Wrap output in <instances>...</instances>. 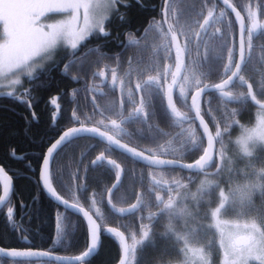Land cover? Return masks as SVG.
<instances>
[{
    "label": "flooded vegetation",
    "instance_id": "obj_1",
    "mask_svg": "<svg viewBox=\"0 0 264 264\" xmlns=\"http://www.w3.org/2000/svg\"><path fill=\"white\" fill-rule=\"evenodd\" d=\"M229 3L240 11L242 16L244 17L247 29V26L250 25L247 18L241 12V9L237 5H235L233 0H229ZM174 4L176 5V7L183 11L182 16L176 15L175 18H173L176 22H173L171 16V9H173L172 7ZM167 5L168 8L166 20L168 26L171 25L177 31L184 30L188 32L189 39L186 40L184 36L180 37L181 44L188 43L189 50L185 56L186 64L190 63L194 70L203 73V84H207L208 87L215 86L216 84L223 82L232 74L237 61V28L235 38L228 34V30L231 25V19L235 24L234 18L231 13L228 12L223 6H221L217 2V0H213L212 9H208L203 0H195L193 3H189L188 0H179L176 2H174V0H170ZM253 9L257 10V19L261 20V22H264V0L258 1L257 6L255 5ZM209 11H211L213 14L212 20L205 29L201 30L198 25L203 23V20L207 17ZM161 24L163 25V31L166 32L167 30L161 16L160 20L154 22L141 34L130 35L134 42H130V36H127L124 42H121L117 45L118 50L116 51V53L111 54V56H108L107 54H98L99 52L96 47H94L93 49L86 48L84 50H80V47L83 43L79 45V47L75 50L74 55L73 51H71V55L73 56L75 62L93 53L95 55L104 57L108 61H105L104 65H99L95 70L91 71V75L86 76L87 79L90 78L88 79V81L81 77V75H78L80 77H73V75H71L74 79H82L84 85L75 89L72 94L70 102L71 104H73V108L68 118L70 121L68 127L76 124H86L88 126L98 127L114 138L120 140L124 144L134 147L149 156L166 158L174 161L178 160L181 163H194L196 159H198L202 154L201 149L206 143L201 132L198 129L197 123L193 118V113L190 108L191 96L194 94L196 89L190 87L184 97H181L179 95L178 88L174 91L173 102L176 105L177 111L181 112V118L184 119H179L178 117L170 114L166 106V98L157 87L146 86L147 88H149V90L144 92H138L135 89L136 83L140 82L141 80H147L149 74H155L154 72L148 70L149 66L155 64L157 61H160L163 57L164 53L162 45L164 42L160 36L159 31H157L155 28L156 25ZM216 28H220V33H216ZM261 30L262 29L259 28L254 30L252 32V35H255L256 32H260ZM196 31L200 32L199 37L195 35ZM247 38L248 37L246 30L244 35V65L233 84L226 90L209 92L202 95L198 99L197 102L199 105L200 115L205 121L206 119L204 117L205 115L202 111V108L206 104L207 97L209 95H212L213 93L218 94V96L220 97V102L222 104L225 97V95H223L222 93H228L229 90L239 88L246 94L248 91V86L250 85L252 88L253 96L257 99L253 84L249 80H245V78L243 77V69L253 57L255 49V45L253 43L251 44L250 48L248 47ZM228 49H232L231 60L229 59ZM174 60L175 53L173 51L171 56L168 58V62L174 64ZM65 69L66 68L64 66L63 72H67L68 68L66 70ZM113 70L116 71L118 77V81L115 85H113L112 83ZM100 72H104L103 77L99 75ZM241 77H243V80H241ZM121 79L123 80L126 87H121V84L119 82ZM129 89L131 90V98L128 94ZM249 98L250 102L253 103L254 100L251 97ZM141 99L144 100V115L137 114L134 111L135 108L140 106ZM101 102H103V104H105L104 102H108L105 109L101 107ZM82 105L89 108L87 109V112H82ZM59 109L61 108H58V111ZM96 117L101 118V121H103V123H100V121H96ZM111 119H117V122L120 123L119 129L112 128L110 123ZM182 127H186V129L182 130ZM61 128L62 126H59V129ZM190 128L194 131L195 135L199 137V141H197L195 144H192L187 140L188 130ZM84 139V144H82L81 146L76 143L77 140H73L59 150V152L57 153L58 155H55V157L57 156L56 160L54 157L53 162H56L54 165V169H52V173L50 170V175L53 179V187L57 190L58 194L61 195L63 199H68V201L71 203L76 202L79 206H81V203H79L77 200V196L70 199V196L74 194L73 185L78 186V184L80 183V185L84 186L85 181L87 180V176L89 177L90 175L95 181L94 183L102 181V178L105 177L102 172L104 168L110 169L111 171V175L109 176L111 180L108 184V190L116 181L117 174H119L118 168L112 164H109L107 161L108 159H111L115 163L119 164L122 169L121 181L111 194V202L114 203L117 208L123 209L128 205L130 207V204L133 202H136L134 203L136 204L135 208H139V196H143L144 200L142 198V202L146 201V198L144 196V192L146 190L153 194L157 190L161 193L166 191V189H164L160 185L154 184L152 185V188L127 191V194L133 196V198L135 197L134 200L129 204H119L115 201V191L120 187V192H123L122 184L126 177V169L118 162L117 159H115V157H113L109 153V151L115 152L114 150L104 145L103 143L98 142L97 140L88 138ZM79 140H82V138ZM181 140L185 141L183 145L179 144ZM75 151H77L76 154ZM90 152H94V154L88 157L87 155ZM100 155H103V157L97 159V157ZM126 158L129 159L128 157ZM130 161L133 163V169L137 170L139 168L141 172L147 173L156 172L159 174V176L172 175L176 173H187L177 168L155 169L139 164L132 160ZM87 165L90 166V169L92 168L89 174ZM107 190L105 192V198ZM12 196L13 192L10 200L0 209V211L3 208H5V210L8 209V207L13 208V218L9 219V221H12L11 230L17 237L19 236V225L22 222V219H24V217L27 215L28 211H24V204L19 202L15 203L13 200H11ZM55 206V213L59 210L67 216H74L73 214L66 212L64 209L59 208L57 205ZM84 208L93 216H96L91 210L90 204H88V208ZM140 211L144 213L143 204ZM131 212L132 209L128 210V213ZM144 216H146L145 213ZM84 227L86 231L87 229L85 223ZM66 228L67 232L71 231L75 232L76 234L80 230L81 233L84 232V229L78 226H67ZM54 234L56 235L55 221ZM81 238L79 239L80 243L83 242V238L82 240ZM20 242L21 246L14 249L40 250L54 255H63L56 253L57 246L61 245L60 243H56V238L52 239V241L50 242L51 245L49 244V246L45 250L31 248L30 241L26 237L21 238ZM51 250H55V252H52ZM26 263L56 264L50 261H16L0 258V264Z\"/></svg>",
    "mask_w": 264,
    "mask_h": 264
},
{
    "label": "trees",
    "instance_id": "obj_2",
    "mask_svg": "<svg viewBox=\"0 0 264 264\" xmlns=\"http://www.w3.org/2000/svg\"><path fill=\"white\" fill-rule=\"evenodd\" d=\"M233 1L239 7V4L245 0ZM256 1L258 3L260 0ZM203 2L208 9H212L213 0H203ZM162 6L163 0H142V3H137V0H128L127 7L123 4L119 5L118 11H114L112 16L105 22V27L110 30V35L100 36L94 34L82 44L80 50L96 47L100 52L98 54L111 56L118 50L117 45L124 42L127 36L141 34L154 22L160 20ZM120 14L124 15L123 20L119 18ZM228 34L233 38L236 36V26L232 19ZM252 43L255 45L254 54H257L258 57L253 59V54V57L243 69V77L253 84L257 95L258 88L264 86V29L252 35ZM73 61V56L65 52L57 63L28 80L26 87L17 95L13 97L0 95V166L13 180L14 190L11 200L15 203L24 204V211H28L19 225V236L17 237L11 230L12 221H9L7 217V209L3 208L0 211L1 247L18 248L21 246L20 239L26 237L30 241L31 248H43L42 250H45L51 240L56 238L54 234L56 206L41 191L38 183V173L46 149L59 133L70 124L68 118L73 108L70 100L74 90L84 85L82 79L76 80L69 73L63 72L64 66L72 64ZM228 93H231V97L225 95L222 104L217 93L209 95L206 104L202 108L206 122L212 130L215 128L214 118L217 122L223 124L230 117L233 108L236 109L238 119L242 123L251 124L253 122L254 111L257 108L256 103L250 102V98L246 94L239 96L244 93L239 88L229 90ZM53 99L57 101V104H52ZM58 108L61 109L58 111ZM59 126H62V128L59 129ZM238 131L239 129L233 126L228 135L235 136ZM84 140H80L83 142L78 145L84 144ZM258 152L257 154L264 158V149ZM109 153L126 169V177L122 184L123 192H120V187L115 191L116 202L129 204L135 197L133 198V196L127 194V191L143 190L152 188L153 184L157 185L154 180L159 177L158 173L141 172L139 168L137 170L133 169V163L129 159L112 151H109ZM93 154L94 152H90L87 156L90 157ZM56 158L57 156L55 160ZM55 162H53L51 173ZM254 163L264 164V160ZM87 169L89 174L92 168L90 169V166L87 165ZM102 172L105 176L102 181L94 183L95 181L91 175L87 176L84 186L80 183L78 186L73 185L75 195L70 196V199L77 196V200L82 207L88 208V204H90L101 228L100 248L96 255L85 264L118 263L121 245L118 237L108 232L107 228H115L124 233L131 247L134 240L141 238L144 225L155 226L158 223L157 219L146 215V207H153L155 204L154 194L147 190L144 192L146 201L142 202L143 196H139V208L132 207L136 202L123 209L117 208L113 203L114 208L119 211L127 208L134 209V212L132 210L128 214L129 216H118L112 213L105 202V192L111 180L109 178L111 171L104 168ZM37 193L40 196L39 203L33 201V197ZM142 204L146 216L140 211ZM67 217L70 225H66V227H83L84 232H78L77 234L71 231L67 232L65 239L60 242L61 245L57 246L56 253L77 255L85 251L88 246V232L85 231L84 223L80 218ZM81 236L83 238L82 243L79 242ZM51 251L55 252V250ZM158 255L176 256V248L171 241L159 238L153 241L150 238L148 241L137 245L134 252L130 253V259L133 256L131 259L132 264H151V261Z\"/></svg>",
    "mask_w": 264,
    "mask_h": 264
},
{
    "label": "snow or ice",
    "instance_id": "obj_3",
    "mask_svg": "<svg viewBox=\"0 0 264 264\" xmlns=\"http://www.w3.org/2000/svg\"><path fill=\"white\" fill-rule=\"evenodd\" d=\"M137 3H142V0H137ZM123 4L128 6V0H104V11L100 12L101 4L98 0H0V88L10 89L7 91L8 97H13L15 92V86L21 84V77H32L33 72L38 66H41L43 62L54 58L58 49L69 48L75 50L83 42L87 41L94 34L100 36L110 35V30L105 27V21L109 19V11H118V6ZM224 4L227 5L233 12L236 13V19L240 22V58L244 59V33L246 25L241 17L240 12L236 11L229 0H224ZM168 5L165 4L166 15ZM55 16L56 19L49 22V16ZM212 12L209 11L203 23L198 27L203 30L212 20ZM257 10L253 8L248 9L247 20L250 26H247L248 47H251L252 32L256 29H264V22L257 19ZM120 19H124V15L120 14ZM167 21H165L166 23ZM156 30L159 31L163 40V57L160 61L150 65L149 69L155 74H149L147 80H141L136 83L135 89L138 92L148 91L146 86H155L163 94L167 101V107L171 109L172 113L181 117V112L177 111L176 105L173 102L174 90L179 89V95L184 97L187 94V90L191 87L196 89L194 95L191 96L192 108L196 110L197 118L200 116L198 97L208 87L207 84H203L202 76L200 73L193 69L190 63L186 64L185 56L188 52V43L181 44L180 37L184 36L189 39L188 32L184 30L177 31L171 25L168 26L167 31H163V25H156ZM216 33H220V28H216ZM195 35L200 36V32L196 31ZM130 42H134L130 36ZM175 53L174 64L168 62V58L172 52ZM229 59L231 60L232 49H228ZM70 65H65L67 69ZM236 69H240V64H235ZM101 77L104 76V72H100ZM237 73L233 72L229 80L236 76ZM243 80V77H241ZM118 81L116 71L112 72V83L115 85ZM121 87H126L123 80L120 81ZM227 83V81H225ZM217 89L222 88L223 85L216 84ZM248 90L252 91L251 86H248ZM129 97L131 98V90L129 89ZM223 95L231 97V93H222ZM3 95V93H0ZM52 104H57L55 99L52 100ZM137 114L144 115L145 107L144 100L141 99L140 106L134 110ZM202 123L203 120L201 119ZM103 123V121H100ZM113 129H119L120 123L117 119H111L110 121ZM98 129L96 127L83 128L72 127L68 131H64L63 134L51 144L47 149V154L44 157L45 168L41 170L40 182L42 187L52 198H54L59 204L65 208H71L72 210L82 213L83 217L87 220L88 233L90 236V244L88 245V251L84 253L83 257H76V260H83L87 257L97 246L99 240L100 227L96 220L89 215L88 211H85L84 207L79 206L78 203L73 202L69 204L68 199H62L57 190L53 187V179L47 167L50 165L55 153L65 143L70 142L73 138H76L85 133L96 134ZM99 136L106 137V139L117 144L118 141L113 139V136L107 135L106 132L100 131ZM119 147L124 149L126 145L119 144ZM135 157H141L148 160L150 163L162 164L165 161L155 160L148 156H144L141 152H137L132 148L126 149ZM14 155V152H13ZM100 159V157H97ZM171 163L170 161H167ZM109 164L114 163L112 160L108 161ZM119 168V164H116ZM0 178H3V195H0V204H3L5 199L9 195V189L11 187V180L5 175V170L0 167ZM119 179V174H117ZM40 196L37 193L33 197V201L39 203ZM23 206V205H22ZM133 208L136 204L132 205ZM7 217L13 218V208L8 207ZM68 217L61 211L55 213V233L56 243L62 242L67 234L66 225H69ZM108 232L112 233L116 237H119L123 247V256L119 261V264H129L130 253L134 252V248L129 247L124 243V236L121 232L116 231L114 228H108ZM147 236V233H143ZM0 255L22 258V257H35L47 256V253H35V252H22V251H5L0 248ZM58 264H74L73 261L58 262Z\"/></svg>",
    "mask_w": 264,
    "mask_h": 264
},
{
    "label": "clouds",
    "instance_id": "obj_4",
    "mask_svg": "<svg viewBox=\"0 0 264 264\" xmlns=\"http://www.w3.org/2000/svg\"><path fill=\"white\" fill-rule=\"evenodd\" d=\"M246 95L257 105L251 124L234 108L223 124L214 118V130L203 127L202 154L182 165L194 172L154 180L166 191H155V204L145 211L158 223L144 225L131 247L159 238L171 241L177 255H158L151 264H264V164L253 162L264 148V100L250 90ZM233 126L237 135H228ZM187 140L199 141L191 128Z\"/></svg>",
    "mask_w": 264,
    "mask_h": 264
},
{
    "label": "water",
    "instance_id": "obj_5",
    "mask_svg": "<svg viewBox=\"0 0 264 264\" xmlns=\"http://www.w3.org/2000/svg\"><path fill=\"white\" fill-rule=\"evenodd\" d=\"M168 1H169V0H164V6H163V10H162V21H163V23H164V25H165L166 30L168 29V23H167V22L165 23V21H167V20H166V14H165V13H166L165 4H167ZM217 2H218L221 6H223L228 12H230L231 15H232L233 18H234V21H235V24H236V27H237V34H238V40H237V61H236V64H240L241 67H240V69H236V67L234 68L233 72H236V73H237L236 76L232 77V78L229 80V77L232 76V74H231V75H230L228 78H226L223 82L219 83V84L223 85L222 88L217 89L215 86L207 87V88L204 90V92L200 94V96L198 97V99H199L202 95L207 94V93H209V92L222 91V90H226L227 88H229V87L233 84V82L235 81V79L237 78V76L240 74V72H241V70H242V67H243V65H244V60H245V47H244V59L241 60V58H240V39H241V32H240V22L236 19V13L233 12V11H232L227 5L224 4V0H217ZM231 5H232V4H231ZM233 7H234V6H233ZM236 11L240 12L238 9H236ZM240 14H241V13H240ZM241 17H242V19L244 20V17L242 16V14H241ZM244 23H245V20H244ZM245 25H246V23H245ZM245 32H246V28H245ZM244 35H245V33H244ZM233 72H232V73H233ZM225 81H227V83H225ZM174 91H175V90H174ZM195 92H196V91H195ZM195 92H194V94H195ZM194 94H193V95H194ZM166 106H167V102H166ZM167 108H168V107H167ZM190 108H191V111H192V113H193V118L195 119V121H196V123H197L198 129H199V131L201 132V134H202V136H203V138H204V140H205V142H206V138H205V135H204V132H203V127L206 126V127H208L209 129H210V127L208 126V124H207L206 121L202 118L201 115L199 116V118H197L196 110L192 108V102L190 103ZM168 110H169V112H170L171 115L175 116V115L172 113L171 109L168 108ZM175 117H177V116H175ZM178 118H179V119H184V118H181V117H178ZM201 119L204 121V125H203V126L201 125V122H200ZM72 127L91 128V127H94V126H87V125L79 124V125H74V126L68 127V128H66V129H64V130H63V131H62V132L56 137V139H55L52 143H54V142H55V141H56V140H57V139L63 134L64 131H68V130H70ZM96 128L98 129V132H97L96 134L85 133V134H82V135H80V136H78V137H76V138H73L71 141H73V140H75V139H78V138H91V139H95V140H97V141L103 143L104 145L108 146V147L111 148L112 150H114V151H116V152H118V153H121V154L125 155L126 157H128V158L131 159V160H133L134 162H137V163H139V164L145 165V166H147V167H151V168H155V169H159V168H160V169H161V168H177V169H180V170H182V171H184V172H187V173L194 172V170H189V169H186V168L182 167V165H183V164H186V163H181V162H179V163H168L167 161H174V160H170V159H166V158H158V157H152V156H149V155H147V154L141 152L140 150H138V149H136V148H134V147H131V146L127 145V144H124L123 142H121L120 140H118V139H116V138H114V137H113V139L116 140V141H118L119 143H117V144H113V143L109 142V141L106 139V137H101V136H99V132H100V131H103V130L100 129V128H98V127H96ZM210 130H211V129H210ZM104 132H105V131H104ZM106 133H107V132H106ZM107 135H110V134L107 133ZM71 141H70V142H71ZM70 142H68V143H70ZM52 143H51V144H52ZM68 143H65L63 146H61V147L58 149V151H59L60 149H62L64 146H66ZM51 144H50L48 147H50ZM119 144H124V145H126V148H124V149L120 148V147H119ZM127 148H132V149H134V150L137 151V152H141L144 156H148V157H150V158H154L155 160L165 161V163H162V164L150 163L148 160H145V159H143V158H141V157H135V156H133L131 153H129V152L126 150ZM47 149H48V148H47ZM47 149H46L45 154H44V156H43V159H42L41 165H40V167H39V173H38V183H39V187H40L41 191L43 192V194H44L49 200H51V201H52L55 205H57L59 208H62V209H64L66 212H69V213L73 214L74 216H77V217H79L80 219H82V220L84 221V223L86 224L87 228H88L87 220L83 217V214H82V213H78V212L72 210L71 208H65L63 205L59 204L54 198H52V197L50 196V194H48V193L46 192V190L43 189V187H42V183L40 182V174H41V170L45 168L43 161H44V157H45V155L47 154ZM58 151H57V152H58ZM57 152H56V153H57ZM56 153H55V155H56ZM55 155H54V156H55ZM98 157H103V155H100V156H98ZM53 159H54V158H53ZM53 159H52L50 165L47 167V170L49 171V173H50V168H51V165H52ZM109 160H111V159H108L107 161H109ZM112 161H113V160H112ZM113 162H114V161H113ZM194 163H195V162H194ZM116 164H117V163H115V162L112 163V165H114V166H116ZM0 167H1V166H0ZM118 170H119V179L116 178V181H115V182L113 183V185L108 189V191H107V193H106V204H107V206L110 208V210H111L112 212H114L115 214H117V215H125V213H122V212L116 211V210L114 209L112 203H111V194H112L113 190L119 185V183H120V181H121V178H122V169H121V167H119ZM5 175L8 177L9 180H11L12 184H11V187H10V189H9V195H8V197L5 199V201L3 202V204H0V209H1V208H2V207H3V206L9 201V199H10V197H11V195H12V192H13V180L10 178V176H9L6 172H5ZM0 184H1L0 195H3V189H4L3 178H0ZM62 199H63V198H62ZM69 204H71V203L69 202ZM85 211H87V210L85 209ZM89 215L92 216L91 213H89ZM92 218H93L94 220H96L93 216H92ZM96 222H97V221H96ZM97 224H98V222H97ZM98 225H99V224H98ZM99 227H100V226H99ZM107 229H108V228H107ZM114 229H115V228H114ZM115 230H116V231H119V230H117V229H115ZM119 232H120V231H119ZM121 233H122V232H121ZM122 234H123V233H122ZM123 236H124V235H123ZM89 238H90V236H89ZM118 239H119V241H120V243H121V240H120L119 237H118ZM90 242H91V241L89 240V244H90ZM124 243L128 245V242H127L125 236H124ZM100 244H101V229H100V231H99V240L97 241V246H96V248H95V249H94V250H93V251H92L87 257H84L83 260H79V261H78V260H76V257H78V256L83 257V256H84V253H85L86 251H88V248H87L82 254H80V255H78V256H66V255H54V254H51V253H48V252H45V251H40V250H23V249H14V248H4V247H1V246H0V248H3L6 252H7V251H22V252L47 253V256H44V257L35 256V257L12 258V257H7V256L0 255V258L7 259V260H16V261H50V262H53V263H56V264H58V262H63V261H73L74 264H84L85 262H87L88 260H90L91 258H93V257L96 255V253L98 252V250H99V248H100ZM128 246H129V245H128ZM122 256H123V247H122V244H121V254H120L119 261H120V259L122 258ZM119 261H118L117 264H119Z\"/></svg>",
    "mask_w": 264,
    "mask_h": 264
},
{
    "label": "rangeland",
    "instance_id": "obj_6",
    "mask_svg": "<svg viewBox=\"0 0 264 264\" xmlns=\"http://www.w3.org/2000/svg\"><path fill=\"white\" fill-rule=\"evenodd\" d=\"M176 1H179V0H174V2H176ZM194 1L195 0H188L189 3H193ZM98 2L101 4V8L99 9V11L103 12L104 11V8H103L104 0H98ZM255 5L257 6V1L256 0H245L243 3L239 4V8L241 9V12L243 13V15L247 18L248 17V9L250 7L253 8ZM172 8H173V9H171L172 19L175 18L176 15H181L182 16V12L183 11L181 9H179L178 7H176L175 4L173 5ZM113 12L114 11H109L108 12L109 18L112 16ZM48 19H49V22H51L52 20L56 19V17L52 16L50 14ZM173 22H176L175 19H173ZM0 30H2V29H0ZM70 51H73V50L69 49V48H66V47L58 49L53 59L43 62L41 66H38L35 69V71L33 72V76L32 77L22 76L21 77V84L15 86L14 95H17L23 88H25L26 85H27V81L32 79L38 72H41V71L45 70L46 68H48L49 66L53 65L54 63H57L59 61V59L61 58V56L65 52L68 53ZM257 57H258V55L254 54L253 59H255ZM105 61H108V60L105 59L102 56H98V55H95V54H90V55L82 58L81 60L72 63L71 66H69L70 68L68 67L67 73L72 74L73 77L74 76L75 77H80L78 75H81V77H83L84 79H86L88 81V79H90V78L87 79L86 76H89L90 72L93 69L97 68L99 65H104ZM8 90H10V89L0 88V93H3V95H7L6 93H7ZM256 97H257V99H263L264 100V86H261L260 88H258ZM87 103H88V101H87ZM101 103H102L101 107L105 109L106 108V104H108V102L107 103L104 102L105 104H103V102H101ZM81 107H82V112H84V111L87 112V109H89L88 107H86L84 105H82ZM95 120L96 121H101V118L96 117ZM185 129H186V127H182V130H185ZM80 142H83V141L77 140L76 143L79 144ZM184 143H185V141L181 140V142L179 144L183 145ZM261 149H264V148H258L257 149L256 155L253 157V162H258V161L264 160V158H262V156L260 157L259 154H257V153H259L258 151H260ZM132 258H133V256H131V259ZM131 262H132V260H131Z\"/></svg>",
    "mask_w": 264,
    "mask_h": 264
},
{
    "label": "bare ground",
    "instance_id": "obj_7",
    "mask_svg": "<svg viewBox=\"0 0 264 264\" xmlns=\"http://www.w3.org/2000/svg\"><path fill=\"white\" fill-rule=\"evenodd\" d=\"M121 42V41H120ZM116 49V48H115ZM96 51V50H95ZM97 52V51H96ZM100 53V52H99ZM111 54V53H110ZM105 55V54H104ZM131 55V54H130ZM76 56V55H75ZM69 57V56H68ZM130 57V56H129ZM100 60V59H99ZM156 60V59H155ZM71 66V65H70ZM70 68V67H69ZM66 70V69H65ZM66 72V71H65ZM70 75H72V74H70ZM77 80V79H76ZM101 85V84H100ZM73 88V87H72ZM73 91V90H72ZM70 95V94H69ZM48 99V98H47ZM75 102V101H74ZM67 105H69V104H67ZM50 109V108H49ZM37 113V112H36ZM32 118V117H31ZM33 120V119H32ZM38 121V120H37ZM112 212V211H111ZM113 213V212H112ZM127 216H129V215H127ZM72 223V222H71ZM72 224H74V223H72ZM70 225V224H69ZM17 226V225H16ZM83 228V227H82ZM80 229V228H79ZM81 231V230H80ZM79 231V232H80ZM52 241V240H51ZM39 248V247H38ZM43 249V248H42ZM27 264V263H26Z\"/></svg>",
    "mask_w": 264,
    "mask_h": 264
}]
</instances>
